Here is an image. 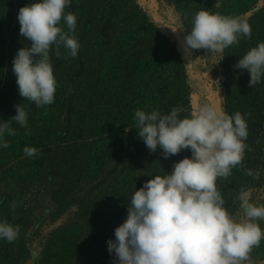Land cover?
Segmentation results:
<instances>
[{
	"label": "rangeland",
	"instance_id": "374dc122",
	"mask_svg": "<svg viewBox=\"0 0 264 264\" xmlns=\"http://www.w3.org/2000/svg\"><path fill=\"white\" fill-rule=\"evenodd\" d=\"M31 2L0 0V123L16 115L14 105L28 112L27 127L12 122L17 134L5 135L9 147H0V221L21 229L12 243L0 239V264L113 263L107 241L126 220L133 192L192 155L181 150L165 159L159 147L150 152L138 136L136 110L168 114L179 107L183 118L218 104L229 115L240 112L248 147L242 165L218 178L217 187L231 212L241 188L264 204V77L252 88L248 71L234 67L264 42V0H219V8L217 0H71L65 12L77 17L80 48L75 58L63 47L59 57L50 53L57 88L54 103L43 107L19 95L12 70L17 51L31 43L17 19ZM205 8L247 17L252 34L226 48L216 65L221 55L193 50L194 78L161 22L182 24L185 36ZM25 146L39 155L25 156ZM258 223L264 230V220ZM250 255L264 264V239Z\"/></svg>",
	"mask_w": 264,
	"mask_h": 264
},
{
	"label": "clouds",
	"instance_id": "9594fccd",
	"mask_svg": "<svg viewBox=\"0 0 264 264\" xmlns=\"http://www.w3.org/2000/svg\"><path fill=\"white\" fill-rule=\"evenodd\" d=\"M70 5L71 0H35L18 12L20 35L31 43L17 51L12 70L19 95L37 107L54 103L57 81L50 53L55 49L59 57L63 47L75 58L80 48L77 17L65 12ZM214 7H220L219 0ZM191 24L183 38L184 52L203 49L221 55L215 65L224 59L226 48L252 34L247 17L206 8L195 13ZM171 29L186 30L182 24ZM234 67L248 71L249 87L254 88L264 77V42ZM14 107L16 115L0 123V147H9L5 135L17 134L12 122L27 127L28 112L21 104ZM182 111H135L138 136L150 152L159 147L165 159L181 150L192 155L176 162L171 174L152 175L133 192L126 220L115 228V240L107 241L108 252L115 253L113 264H254L250 254L264 239L258 223L264 220V204L253 200L252 189L241 188L235 197L239 207L231 212L217 187L218 178L226 179L242 165L248 147L246 120L240 112L229 115L218 104H203L183 118ZM23 152L27 157L39 155L35 147L25 146ZM11 207L14 210L16 204ZM20 231L19 225L0 221V239L12 243Z\"/></svg>",
	"mask_w": 264,
	"mask_h": 264
},
{
	"label": "water",
	"instance_id": "95a60500",
	"mask_svg": "<svg viewBox=\"0 0 264 264\" xmlns=\"http://www.w3.org/2000/svg\"><path fill=\"white\" fill-rule=\"evenodd\" d=\"M161 26L162 28L170 31L173 33V35L175 36L176 40L178 41L179 43V46H180V49L182 51V54H183V57L187 63V66H188V70H189V73L192 77H196V72H195V53L194 51L191 52V55L190 54H186L184 52V49H183V38H184V34L182 33L181 30L177 29L175 32H173V30L171 28H176L178 27V25L174 22H161ZM115 259V253H114V256H113V261ZM113 264V263H112Z\"/></svg>",
	"mask_w": 264,
	"mask_h": 264
}]
</instances>
